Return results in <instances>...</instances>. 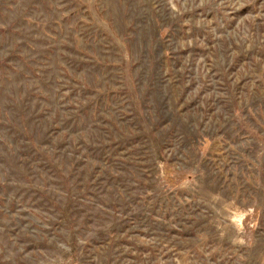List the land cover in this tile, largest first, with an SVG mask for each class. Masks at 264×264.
Returning <instances> with one entry per match:
<instances>
[{
	"label": "rangeland",
	"instance_id": "obj_1",
	"mask_svg": "<svg viewBox=\"0 0 264 264\" xmlns=\"http://www.w3.org/2000/svg\"><path fill=\"white\" fill-rule=\"evenodd\" d=\"M0 264H264V0H0Z\"/></svg>",
	"mask_w": 264,
	"mask_h": 264
}]
</instances>
